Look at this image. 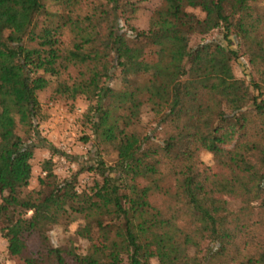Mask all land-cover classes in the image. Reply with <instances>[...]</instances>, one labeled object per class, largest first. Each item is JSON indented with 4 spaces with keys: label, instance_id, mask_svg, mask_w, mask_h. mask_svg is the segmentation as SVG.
Returning a JSON list of instances; mask_svg holds the SVG:
<instances>
[{
    "label": "trees",
    "instance_id": "16d2710c",
    "mask_svg": "<svg viewBox=\"0 0 264 264\" xmlns=\"http://www.w3.org/2000/svg\"><path fill=\"white\" fill-rule=\"evenodd\" d=\"M138 2L0 0L6 257L21 264H151V257L154 264H264V0H159L145 28L134 23ZM215 30L225 46L188 45L193 34ZM232 34L247 80L232 73ZM146 47L154 60L143 58ZM47 88L49 99L82 96L90 133L113 153L109 166L99 159L85 167L98 178L80 191L75 177L58 181L48 160L27 190L32 148L45 141L33 124L37 93ZM144 108L156 131L144 132ZM199 151L215 165L206 184ZM73 223L72 235L52 246L47 231Z\"/></svg>",
    "mask_w": 264,
    "mask_h": 264
},
{
    "label": "rangeland",
    "instance_id": "374dc122",
    "mask_svg": "<svg viewBox=\"0 0 264 264\" xmlns=\"http://www.w3.org/2000/svg\"><path fill=\"white\" fill-rule=\"evenodd\" d=\"M159 0H139V8L135 12L134 23L139 28H145L150 12L159 5ZM262 7L264 4L261 5ZM198 16L202 14L193 8L188 9ZM221 30H215L207 35L193 34L189 37L188 45L190 47L199 43H210L225 46L222 40ZM226 47L235 50L236 56L231 62L232 73L236 77L248 79L250 76L247 67L246 57L241 55L236 48V38L232 34L228 38ZM142 56L145 60H154L152 47H146ZM113 86V81L110 83ZM38 113L34 117L33 124L45 141L42 146L32 148L29 163H31V178L28 181L27 190L36 187L38 176L44 174L41 168L43 160L50 162V169L58 181L63 179L70 180L77 191L90 184L93 178H98L96 170H87V165H96L97 160L103 162L104 166H109L113 160V153L106 146H102L97 139L90 133L89 123L86 120V101L82 96L72 100L56 98L49 99V90L44 89L37 93ZM140 123L144 132L156 129V120L146 108L142 110ZM55 149L52 153L47 145ZM197 157L200 159L203 171L199 177L201 183L206 184L215 175V165L213 158L204 152L199 151ZM80 168L81 171H80ZM78 171H80L78 173ZM77 172V173H76ZM76 174V176H73ZM76 224L73 223L68 227L54 226L47 231V236L52 246L61 245L65 239L72 235ZM6 242L0 237V264H21L17 257L7 258L5 254ZM77 247L82 250L85 245L84 241L78 242ZM147 252L154 254L152 247ZM149 262L154 264V259L149 258Z\"/></svg>",
    "mask_w": 264,
    "mask_h": 264
}]
</instances>
